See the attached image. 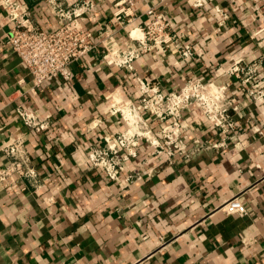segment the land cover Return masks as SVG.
Segmentation results:
<instances>
[{"label": "crops", "instance_id": "obj_1", "mask_svg": "<svg viewBox=\"0 0 264 264\" xmlns=\"http://www.w3.org/2000/svg\"><path fill=\"white\" fill-rule=\"evenodd\" d=\"M61 1L94 4L84 25L97 42L113 34L118 48L134 54L133 69L110 65L98 42L68 77L35 93L8 44L14 23L6 3L47 30L60 21L47 0H0V170L9 163L4 145L21 138L37 172L12 188L0 184V264H264V98L255 102L228 72L237 60L257 63L254 88L264 89V0H132L126 26L115 13L129 0ZM151 5L168 18L170 35L192 47V57L174 44L140 53L130 31L150 21ZM140 79L166 92L197 80L224 87L238 106L228 111L236 128L227 147L209 144L222 140L221 130L191 104L180 118L189 156L169 159L142 141L120 180H109L88 152L127 129L111 106L137 102ZM22 109L48 128L27 126ZM146 117L158 132L161 122ZM233 197L247 214L222 209Z\"/></svg>", "mask_w": 264, "mask_h": 264}, {"label": "built area", "instance_id": "obj_2", "mask_svg": "<svg viewBox=\"0 0 264 264\" xmlns=\"http://www.w3.org/2000/svg\"><path fill=\"white\" fill-rule=\"evenodd\" d=\"M47 3L60 21V25L53 30L41 27L14 3H6L9 17L14 23L8 44L26 66L33 83L32 91L36 93L45 83L68 77L71 65L87 58L97 48L98 42L103 44L110 65L133 69L134 54L118 48L113 34L105 35L97 42L92 30L84 25L85 16L91 15L96 8L94 4L78 2L68 7L61 0H47ZM129 4L115 13V20L124 26L131 23L133 1L129 0ZM148 14L150 21L144 27L130 31V37L141 43L140 53L154 47L165 51L174 44L183 57L190 58L194 55L190 45L170 35V22L155 5L149 7ZM126 17L130 19L126 20ZM135 31H142L143 37L134 35ZM258 69L257 63L246 64L237 60L228 70L240 80L255 102L264 98V89L254 88L253 80ZM206 88L212 89L205 91ZM191 104L200 107L209 122L221 130L222 140L209 144L226 148L228 132L236 128L228 111L238 110V106L227 96L224 87L197 80L190 81L180 92H166L140 79V96L137 102L113 101L111 106V113L119 116L127 129L107 135L105 142L93 146L88 152L90 164L100 168L109 180L116 182L120 180L125 164L138 156L142 141L151 145L154 153L164 154L169 159L179 155L189 156L192 145L182 134L184 126L180 118L182 111ZM19 114L27 126L37 131L48 128L47 122L38 121L25 109L19 110ZM146 115L161 122L158 132L152 130ZM193 143L199 147L204 145L199 139H195ZM3 151L9 163L0 170L1 185L12 188L22 179L36 176V169L31 164L26 144L21 138L10 140L4 145ZM134 177L136 175H130L128 180L131 181ZM140 177L137 175V178ZM222 209L227 214H247L245 204L238 197L227 201Z\"/></svg>", "mask_w": 264, "mask_h": 264}, {"label": "bare ground", "instance_id": "obj_3", "mask_svg": "<svg viewBox=\"0 0 264 264\" xmlns=\"http://www.w3.org/2000/svg\"><path fill=\"white\" fill-rule=\"evenodd\" d=\"M209 89H212V88H206V90H205V91H208Z\"/></svg>", "mask_w": 264, "mask_h": 264}]
</instances>
